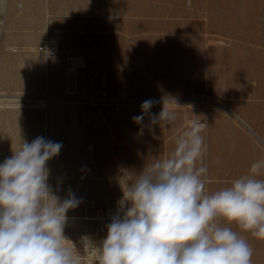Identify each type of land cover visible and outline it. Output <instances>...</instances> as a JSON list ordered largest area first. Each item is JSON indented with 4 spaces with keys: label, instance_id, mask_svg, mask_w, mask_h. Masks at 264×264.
I'll list each match as a JSON object with an SVG mask.
<instances>
[{
    "label": "crops",
    "instance_id": "obj_1",
    "mask_svg": "<svg viewBox=\"0 0 264 264\" xmlns=\"http://www.w3.org/2000/svg\"><path fill=\"white\" fill-rule=\"evenodd\" d=\"M102 1L110 3L99 22L90 26L89 32L96 34L97 39L89 41L85 48L98 50L101 60H105L99 70L107 84L105 90H93L79 97L102 102L100 121L90 123V153L94 159L90 160L94 163L84 170L87 202L96 201L104 209L115 206L123 195L122 189L146 164L171 156L177 138L194 121L206 124L201 130L207 144L203 157L208 169L205 194L230 187L234 179L249 174L252 163L264 160V72L250 68L248 58H237V48L243 47H206L199 38L208 34L209 26L184 21L189 10L183 0H164L170 3L163 7L151 5L150 14L166 16L158 24L135 22L130 16L134 0ZM161 31L170 38L180 35L169 41H153L149 34ZM163 50L169 61L178 60L168 62L167 71V62L157 63ZM218 54L229 55V59L225 71L216 78L212 72L205 73L204 66L211 70ZM140 65L146 68L139 71ZM195 66L196 72H192ZM126 96L135 99H125ZM149 99L154 104L138 124L133 117L142 114L141 104ZM163 107L175 119L171 124H152L151 116L158 115ZM258 178L264 179V173ZM70 212L82 214L83 209L76 207L67 213ZM219 222L247 241L253 249L252 264H264V239L253 237L235 222ZM83 228L79 222H66L64 229Z\"/></svg>",
    "mask_w": 264,
    "mask_h": 264
},
{
    "label": "clouds",
    "instance_id": "obj_2",
    "mask_svg": "<svg viewBox=\"0 0 264 264\" xmlns=\"http://www.w3.org/2000/svg\"><path fill=\"white\" fill-rule=\"evenodd\" d=\"M154 101L141 104V123ZM163 107L152 124H171ZM203 125L193 122L166 159L146 164L118 201L107 226L99 264H252L253 249L221 219L264 239V160L230 187L205 194L207 144ZM62 145L37 137L0 163V264H79L65 247L66 213L74 197L53 194L48 161ZM199 164V166H198Z\"/></svg>",
    "mask_w": 264,
    "mask_h": 264
},
{
    "label": "rangeland",
    "instance_id": "obj_3",
    "mask_svg": "<svg viewBox=\"0 0 264 264\" xmlns=\"http://www.w3.org/2000/svg\"><path fill=\"white\" fill-rule=\"evenodd\" d=\"M166 2L134 0L130 16L138 24L163 23L166 16L150 14L149 7L153 4L163 7ZM183 2L189 10L184 21L209 26L208 34L199 38L206 47H243L237 48V58H248L250 68L264 72V61L260 60L264 58V0ZM109 3L102 0H0V163L13 151H18L23 141L31 143L37 137H44L60 143L59 154L47 164L48 184L61 202L74 197L78 201L76 207L83 209L82 214L66 213L67 218L87 214L89 199L83 190L84 170L94 163L93 152L90 153V123L95 119L100 121L102 102L93 103L79 97L106 88L107 81L99 70L105 60H101L98 50L85 47L89 41L97 39L89 29L99 22V16ZM149 35L155 42H164L180 34L172 38L163 31ZM44 46L55 51L48 60L40 50ZM161 54L157 63L167 62L165 71L168 62H178L177 59L169 61L166 50ZM228 57L218 54L211 70L205 65L204 72H212L219 78L227 67ZM68 60L72 62L69 65ZM54 61L59 62L54 64ZM140 68L146 67L140 65L139 71ZM191 71L196 72V66ZM30 97L32 101L24 102ZM93 203L102 208L96 201ZM66 222H79L83 226L80 220Z\"/></svg>",
    "mask_w": 264,
    "mask_h": 264
},
{
    "label": "built area",
    "instance_id": "obj_4",
    "mask_svg": "<svg viewBox=\"0 0 264 264\" xmlns=\"http://www.w3.org/2000/svg\"><path fill=\"white\" fill-rule=\"evenodd\" d=\"M40 50L45 54L47 60L55 54L54 49L48 46L41 47ZM71 63L68 60V65ZM199 123L205 128V122L200 121ZM118 209V203L114 208L104 209L97 208L94 203L89 202L87 214L79 218L83 222V230L69 232L64 229L63 234L67 239L65 247L71 251L74 258L79 260L80 264H99L100 246L107 236V226L111 223L114 215H122V212L118 213Z\"/></svg>",
    "mask_w": 264,
    "mask_h": 264
},
{
    "label": "bare ground",
    "instance_id": "obj_5",
    "mask_svg": "<svg viewBox=\"0 0 264 264\" xmlns=\"http://www.w3.org/2000/svg\"><path fill=\"white\" fill-rule=\"evenodd\" d=\"M30 99H31V97L30 98H28V99H26L24 102H30ZM31 101H32V99H31Z\"/></svg>",
    "mask_w": 264,
    "mask_h": 264
}]
</instances>
